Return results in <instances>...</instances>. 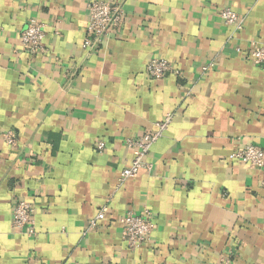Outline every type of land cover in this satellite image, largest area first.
<instances>
[{
	"label": "crops",
	"instance_id": "0c3cea01",
	"mask_svg": "<svg viewBox=\"0 0 264 264\" xmlns=\"http://www.w3.org/2000/svg\"><path fill=\"white\" fill-rule=\"evenodd\" d=\"M90 1L0 0V264H264V171L233 156L264 147V67L246 58L264 43V0H117L125 22L92 52ZM227 7L241 31L222 21ZM33 18L45 23L37 54L20 43ZM153 57L179 74L150 77ZM169 113L152 171L121 183L127 139ZM18 199L35 207L33 237L12 226ZM129 210L154 223L136 249L122 238Z\"/></svg>",
	"mask_w": 264,
	"mask_h": 264
},
{
	"label": "built area",
	"instance_id": "2783aa9c",
	"mask_svg": "<svg viewBox=\"0 0 264 264\" xmlns=\"http://www.w3.org/2000/svg\"><path fill=\"white\" fill-rule=\"evenodd\" d=\"M88 21L86 36L82 48L92 52L102 46L105 38L112 30L119 29L125 22V7L117 0H91L88 3ZM222 21L227 25H233L236 31H241L244 25V18L237 12L227 7L221 11ZM45 23L38 19H31L27 27L22 30L20 43L22 48L32 54L45 52L47 50L45 39ZM246 58L254 64L264 67V43L256 40L250 41V50ZM208 66L203 67L207 71ZM147 74L154 79H165L170 73L179 74L171 62L163 57H153L146 65ZM173 121V114H166L155 122V130L149 133L138 135L127 139L128 146L133 149L134 155L129 165L123 168L120 174L121 183L126 179L138 175L144 168L152 171L153 164L146 160L152 146L164 135ZM4 138L10 143H15V135L12 131L4 133ZM99 151L104 149V142L97 143ZM234 158L250 168L264 171V147L245 144L239 146L233 153ZM108 206L104 205L97 215L90 219L85 233L96 228L101 220L106 217ZM35 207L29 201L18 199L13 209L12 226L18 232L26 233L33 237L37 234ZM154 230V223L151 218V211L147 210L141 214L134 211H127L123 217L122 238L126 241L129 249H136L151 241ZM214 264H234L233 256L229 253H221Z\"/></svg>",
	"mask_w": 264,
	"mask_h": 264
}]
</instances>
